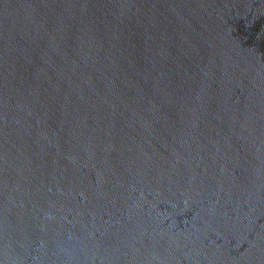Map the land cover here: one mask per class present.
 <instances>
[{"label":"water","instance_id":"95a60500","mask_svg":"<svg viewBox=\"0 0 264 264\" xmlns=\"http://www.w3.org/2000/svg\"><path fill=\"white\" fill-rule=\"evenodd\" d=\"M0 264H264V0H0Z\"/></svg>","mask_w":264,"mask_h":264}]
</instances>
